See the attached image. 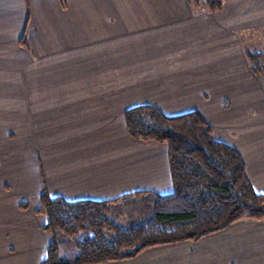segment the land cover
<instances>
[{
  "label": "crops",
  "instance_id": "crops-1",
  "mask_svg": "<svg viewBox=\"0 0 264 264\" xmlns=\"http://www.w3.org/2000/svg\"><path fill=\"white\" fill-rule=\"evenodd\" d=\"M261 46L264 0L215 12L188 0H0V264L45 260V188L69 200L173 191L167 144L127 130L137 105L199 111L264 194V71L246 54ZM101 264H264V220Z\"/></svg>",
  "mask_w": 264,
  "mask_h": 264
},
{
  "label": "trees",
  "instance_id": "trees-1",
  "mask_svg": "<svg viewBox=\"0 0 264 264\" xmlns=\"http://www.w3.org/2000/svg\"><path fill=\"white\" fill-rule=\"evenodd\" d=\"M188 1L197 11L215 12L227 0ZM21 43L29 47L26 36ZM246 54L252 70L260 75L264 50ZM125 122L133 138L167 144L173 191H137L113 200H69L51 196L45 188L35 210L46 216L43 228L52 235L42 264L130 259L151 247L197 241L240 220H264V194L255 190L243 155L217 140L214 126L199 111L167 115L157 106L137 105L126 110ZM141 201L152 204L149 217L128 226L115 221L121 210L113 205L131 207ZM20 206L27 209L29 203ZM81 232L85 234L77 238Z\"/></svg>",
  "mask_w": 264,
  "mask_h": 264
},
{
  "label": "rangeland",
  "instance_id": "rangeland-1",
  "mask_svg": "<svg viewBox=\"0 0 264 264\" xmlns=\"http://www.w3.org/2000/svg\"><path fill=\"white\" fill-rule=\"evenodd\" d=\"M263 49H264V46H261L260 50H263ZM24 202H27V201H24ZM113 207L116 208V210H119V211L121 210L120 211L121 214L118 215L119 218H115V221L125 226H128L131 223L138 222V221H141L149 217V213H152L153 211L152 204H149V202H146V201H141L137 205H132L131 207L130 206L128 207L127 205H121L119 207L113 205ZM84 234L85 232H81L76 237L81 238ZM109 235L111 236L112 234H109ZM70 247L72 248V246Z\"/></svg>",
  "mask_w": 264,
  "mask_h": 264
}]
</instances>
